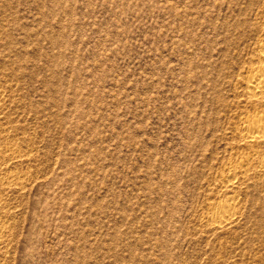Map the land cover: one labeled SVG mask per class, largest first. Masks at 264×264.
<instances>
[{
  "label": "rangeland",
  "instance_id": "1",
  "mask_svg": "<svg viewBox=\"0 0 264 264\" xmlns=\"http://www.w3.org/2000/svg\"><path fill=\"white\" fill-rule=\"evenodd\" d=\"M262 65L264 0H0V264H264Z\"/></svg>",
  "mask_w": 264,
  "mask_h": 264
},
{
  "label": "bare ground",
  "instance_id": "2",
  "mask_svg": "<svg viewBox=\"0 0 264 264\" xmlns=\"http://www.w3.org/2000/svg\"><path fill=\"white\" fill-rule=\"evenodd\" d=\"M259 71L249 76L247 79V87L252 96L264 99V65L259 66ZM246 129L251 132L252 137L264 135V117L258 116L252 122L246 124ZM250 134V133H249ZM260 134V135H259ZM242 166V165H240ZM216 217V216H215ZM217 223L223 224L231 219V215L226 212H219L216 217Z\"/></svg>",
  "mask_w": 264,
  "mask_h": 264
}]
</instances>
